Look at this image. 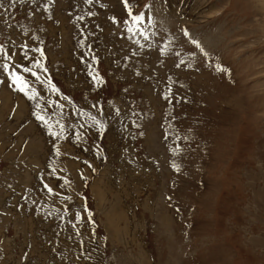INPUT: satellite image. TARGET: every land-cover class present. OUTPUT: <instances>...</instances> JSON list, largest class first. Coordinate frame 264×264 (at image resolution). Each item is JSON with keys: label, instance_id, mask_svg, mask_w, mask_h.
Returning a JSON list of instances; mask_svg holds the SVG:
<instances>
[{"label": "rangeland", "instance_id": "374dc122", "mask_svg": "<svg viewBox=\"0 0 264 264\" xmlns=\"http://www.w3.org/2000/svg\"><path fill=\"white\" fill-rule=\"evenodd\" d=\"M127 3L0 0V264H264V0Z\"/></svg>", "mask_w": 264, "mask_h": 264}, {"label": "snow or ice", "instance_id": "6c2138e0", "mask_svg": "<svg viewBox=\"0 0 264 264\" xmlns=\"http://www.w3.org/2000/svg\"><path fill=\"white\" fill-rule=\"evenodd\" d=\"M127 6H128V3H127V0H125V7H127ZM129 15L132 16L133 20L138 25L137 32L142 35L143 33L140 32L139 25L145 19L144 14L143 13L135 14V13L132 12L131 9H129ZM128 31L131 32L132 29L129 28ZM184 34L186 36L188 35V33L186 31H185ZM193 43H197V42L193 41ZM13 47H15V44H13ZM21 49H26L23 52V58H29V52L33 53V55L30 57V60H31V63H32V68H29V67L25 66L24 67V72L25 73L31 72V74L33 76H35L37 80H40V76L37 74L36 71H34V69H41L43 71H47L45 65H43L41 63V59L44 57L43 49L41 47H39V46H34V47L29 48L28 45H23V44L21 45ZM0 54L3 55V59L5 61L4 63L0 64V68H2L3 73L6 75L7 80L10 82V87H13L16 91H18L20 93H23L24 96H26L29 100H34L36 98V96H37V92H36L35 89L29 88V85H28L26 79L19 74V72H18V67H19L18 63L16 65H11L10 66V64L8 62L9 60L14 59V57L11 56V54H10V50L6 51L5 47L2 44H0ZM35 54H39V57L41 59H38ZM93 59L95 60L96 57H93ZM89 75H93V73L90 72ZM93 78L95 79V82L97 84L102 82L101 78H97L96 76H93ZM48 83L51 84V81H48ZM50 90L52 92L58 91V89L56 88V86L54 84H51ZM36 107L39 108V105H36ZM34 115H35L37 120L42 121L46 126H48L47 120H45L44 116H42L39 111L35 112ZM89 118L93 119V120L95 119L94 117H91V116ZM96 123L99 124L101 128H103V125L101 124L100 121H96ZM63 127L64 126L61 125V129H60L61 132L63 131ZM49 131H50L51 135L58 136V133L51 131V127L50 126H49ZM44 187L48 190L49 193H52V191H53L52 188L48 187L47 184H45ZM65 211H67V209H65ZM85 211H87L86 206H85ZM91 217H92V214H91V212H89L88 213L87 223L94 225V221L92 220ZM74 220H75V223H73L72 221H69L70 223H72V227L73 228H76L77 224L84 223L80 212H76L74 214ZM92 233H93V235L95 234V227L92 228ZM79 234L80 233L77 232V235H79ZM81 243H82V241H81Z\"/></svg>", "mask_w": 264, "mask_h": 264}, {"label": "bare ground", "instance_id": "6f19581e", "mask_svg": "<svg viewBox=\"0 0 264 264\" xmlns=\"http://www.w3.org/2000/svg\"><path fill=\"white\" fill-rule=\"evenodd\" d=\"M115 2H116V1H115ZM171 3H172V2H171ZM179 3H181V2H180V1L176 2V4H175L176 7L170 5V6H171V9H172L171 11L178 10L179 8H180V11H183L184 9L182 10V7H181V5H180ZM187 3H188V2H187ZM187 3H186V4H187ZM169 4H170V3H169ZM186 4H185V5H186ZM194 5H195V4H194ZM105 7L107 8L106 11L108 12V11H109V8H108L107 5H106V1H105V3H104V9H105ZM194 7H195V6H194ZM174 8H175V9H174ZM190 8H191V7H190ZM197 9H198V8H197ZM115 11H116V10H115ZM197 11H198V10H197ZM109 12H110V11H109ZM169 15H170V14H169ZM172 15H173V14H172ZM183 15H184V14H183ZM197 15H198V14H197ZM173 16H174V15H173ZM194 16H195V14H194ZM168 18H169V17H168ZM185 18H186V17H185ZM192 18H193V16H192ZM117 27H118V26H117ZM63 51H64V50H63ZM121 52H122V51H121ZM154 68H155V67H154ZM88 85H89V84H88ZM4 95H5V94H4ZM116 196H117V195H116Z\"/></svg>", "mask_w": 264, "mask_h": 264}]
</instances>
